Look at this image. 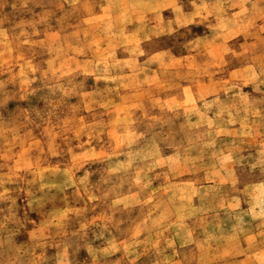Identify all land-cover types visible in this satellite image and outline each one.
<instances>
[{
	"label": "rangeland",
	"instance_id": "rangeland-1",
	"mask_svg": "<svg viewBox=\"0 0 264 264\" xmlns=\"http://www.w3.org/2000/svg\"><path fill=\"white\" fill-rule=\"evenodd\" d=\"M0 264H264V0H0Z\"/></svg>",
	"mask_w": 264,
	"mask_h": 264
}]
</instances>
